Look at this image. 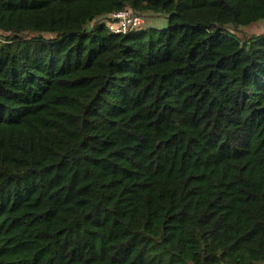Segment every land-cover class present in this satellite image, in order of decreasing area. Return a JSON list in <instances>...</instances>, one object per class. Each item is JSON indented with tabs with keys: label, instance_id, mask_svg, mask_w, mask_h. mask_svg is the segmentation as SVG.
Segmentation results:
<instances>
[{
	"label": "trees",
	"instance_id": "obj_1",
	"mask_svg": "<svg viewBox=\"0 0 264 264\" xmlns=\"http://www.w3.org/2000/svg\"><path fill=\"white\" fill-rule=\"evenodd\" d=\"M125 9L167 24L113 32ZM259 22L264 0H0V264H264Z\"/></svg>",
	"mask_w": 264,
	"mask_h": 264
},
{
	"label": "built area",
	"instance_id": "obj_2",
	"mask_svg": "<svg viewBox=\"0 0 264 264\" xmlns=\"http://www.w3.org/2000/svg\"><path fill=\"white\" fill-rule=\"evenodd\" d=\"M106 24L110 30L116 33H131L144 24L142 14L133 13L129 9L114 12L106 18Z\"/></svg>",
	"mask_w": 264,
	"mask_h": 264
},
{
	"label": "rangeland",
	"instance_id": "obj_3",
	"mask_svg": "<svg viewBox=\"0 0 264 264\" xmlns=\"http://www.w3.org/2000/svg\"><path fill=\"white\" fill-rule=\"evenodd\" d=\"M144 17V24L140 27L147 28L151 26H155L160 28H163L166 23V18L162 15H157L154 13H145L142 14ZM239 32H243V35L246 34V36H256V35H262L264 34V22L256 23L250 27H246L242 30H238ZM248 38V37H245Z\"/></svg>",
	"mask_w": 264,
	"mask_h": 264
}]
</instances>
